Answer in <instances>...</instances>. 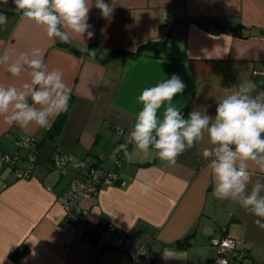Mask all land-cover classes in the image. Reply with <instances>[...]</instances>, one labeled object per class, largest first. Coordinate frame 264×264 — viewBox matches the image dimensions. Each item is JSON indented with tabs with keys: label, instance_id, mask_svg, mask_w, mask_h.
Here are the masks:
<instances>
[{
	"label": "crops",
	"instance_id": "crops-1",
	"mask_svg": "<svg viewBox=\"0 0 264 264\" xmlns=\"http://www.w3.org/2000/svg\"><path fill=\"white\" fill-rule=\"evenodd\" d=\"M105 3L113 7L107 18L95 7L90 10L93 38L69 43L49 39L15 7L0 6L8 17L0 26V56L9 55L12 63L20 53L39 48L49 69L62 70L71 88L60 124L61 114L49 128L26 131L0 118V149L19 152L21 165L33 172L30 178H17L10 169L0 175V264H204L217 254L210 240L224 235L235 238L249 262H264V229L255 225L256 217L213 195L209 161L202 156L203 148L211 147L206 134L175 166L155 157L146 160L131 144L129 155H122L119 181L84 200L80 221L67 219L57 198L71 178L83 176L115 147L121 130L129 132L143 89L178 75L186 88L172 103L185 118L204 107L215 116L226 89L241 81L264 90V0ZM157 38L162 46L147 47L138 56L113 54ZM30 72L25 68L12 77L0 66V83L19 86ZM23 134L36 136L37 144L18 147L16 139ZM56 153L72 156L65 172L51 163ZM101 162L114 168L108 158ZM250 170L253 182L264 176L251 164ZM138 182L150 183L152 191L141 194ZM88 222H108L129 232L151 259L131 261L125 252L100 243ZM165 250L172 257L165 259ZM176 254L184 259L173 258Z\"/></svg>",
	"mask_w": 264,
	"mask_h": 264
},
{
	"label": "clouds",
	"instance_id": "clouds-1",
	"mask_svg": "<svg viewBox=\"0 0 264 264\" xmlns=\"http://www.w3.org/2000/svg\"><path fill=\"white\" fill-rule=\"evenodd\" d=\"M7 5L9 0H0ZM15 11L22 19L34 22L45 29L49 39L62 43L72 40L92 39L94 32L88 23L92 7L109 17L113 7L105 0H12ZM8 22L0 11V26ZM95 55L94 51H89ZM0 56V66L12 77H20L30 69V79L19 86L0 83V118L9 126L16 125L26 131L49 128L55 118L69 110L71 88L59 68L49 69L44 52L33 48L20 53L15 62ZM185 83L173 74L155 86L142 90L138 103L142 105L127 134V144H132L144 159L158 158L167 166H175L179 156L204 140L211 147L202 150L208 160L214 180L213 195L218 200H230L256 219L254 223L264 229V176L253 182L250 164L264 173V90L251 80H244L226 89L227 94L218 100L215 116L193 109L185 118L182 108L172 103L183 93ZM161 109L163 111L161 112ZM127 144H121L128 156ZM77 167H84L77 162ZM251 187L249 189V185ZM143 195L152 191L150 183L138 182ZM165 250V259L172 256ZM183 260L182 254H176Z\"/></svg>",
	"mask_w": 264,
	"mask_h": 264
},
{
	"label": "built area",
	"instance_id": "built-area-1",
	"mask_svg": "<svg viewBox=\"0 0 264 264\" xmlns=\"http://www.w3.org/2000/svg\"><path fill=\"white\" fill-rule=\"evenodd\" d=\"M120 133L121 140L107 155L101 156L103 160H106V158L111 160L114 163V168L106 167L101 161L92 165L83 176L71 178L57 198L64 207L69 221H80L82 219L84 200L87 197H95L103 185H113L119 181L120 175L119 172H116L115 167L119 168L123 163L121 159L122 155L125 154V150L121 149L120 145L127 144L128 132L121 130ZM16 144L21 148H33L37 144V137L23 134L16 139ZM130 145L127 144V150ZM21 160L22 157L19 152L8 153L0 149V175L5 169H10L17 178H30L33 172L30 168L21 165ZM71 160L72 156L68 153H56L51 163L57 170L65 172ZM86 225L89 231L98 233L100 243H105L125 252L129 260L151 259V253L145 250L144 247L134 244L128 232L113 233V224L109 223L107 227H101L98 223L88 222ZM210 241L216 247L217 254L204 264H264V262H249L247 254L237 248L236 240L232 236L215 237Z\"/></svg>",
	"mask_w": 264,
	"mask_h": 264
},
{
	"label": "trees",
	"instance_id": "trees-1",
	"mask_svg": "<svg viewBox=\"0 0 264 264\" xmlns=\"http://www.w3.org/2000/svg\"><path fill=\"white\" fill-rule=\"evenodd\" d=\"M239 34V33H237ZM241 35V34H239ZM164 43V41H162L160 38L158 39H153V40H148V41H144L142 43H140L137 47L136 50H129V49H117V50H114L113 51V54H118V53H121V54H126V55H131V56H138V54H140L143 49L147 48V47H158V46H162ZM64 114L62 113L61 116L59 117V119L57 120V123H62L63 120H64ZM103 159H101L102 161ZM115 169L117 170L116 172H118V167H115ZM119 179H120V176H119ZM101 227H104V226H108L109 223H98ZM121 231H124V230H120L118 227H116L115 225H113V233H117V234H121L122 232ZM129 233V232H128ZM92 234H95V235H98V233L95 232H92ZM130 237L132 238V235L129 233ZM133 239V238H132Z\"/></svg>",
	"mask_w": 264,
	"mask_h": 264
},
{
	"label": "rangeland",
	"instance_id": "rangeland-1",
	"mask_svg": "<svg viewBox=\"0 0 264 264\" xmlns=\"http://www.w3.org/2000/svg\"><path fill=\"white\" fill-rule=\"evenodd\" d=\"M0 6L1 7H15L14 4L12 3V0H9L8 4L7 5H4L2 2H0Z\"/></svg>",
	"mask_w": 264,
	"mask_h": 264
}]
</instances>
